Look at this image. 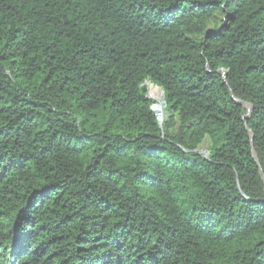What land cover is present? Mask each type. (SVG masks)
Masks as SVG:
<instances>
[{"label":"trees","instance_id":"trees-1","mask_svg":"<svg viewBox=\"0 0 264 264\" xmlns=\"http://www.w3.org/2000/svg\"><path fill=\"white\" fill-rule=\"evenodd\" d=\"M0 264H264V0H0Z\"/></svg>","mask_w":264,"mask_h":264},{"label":"water","instance_id":"water-1","mask_svg":"<svg viewBox=\"0 0 264 264\" xmlns=\"http://www.w3.org/2000/svg\"><path fill=\"white\" fill-rule=\"evenodd\" d=\"M221 73H222V75H224V78H225V80H226V75H225V73H224L223 71H221ZM156 88H158V87H156ZM158 89H160V88H158ZM160 90L163 92V96H162V98H161L160 103L162 104V106H163L164 108H166V99H165V96H164V91H163V89H160ZM148 97H149L150 100L155 101L150 95H149ZM238 104L244 106L246 109L249 110V112L252 111V108H251L249 105L244 104V103H242V102H238ZM153 111H154V113H155V114L157 115V117H158V121H159L160 127H162L164 117H160V116H159L157 110L155 109V106H153ZM164 116H165V113H164ZM252 141H253V137H252Z\"/></svg>","mask_w":264,"mask_h":264},{"label":"rangeland","instance_id":"rangeland-1","mask_svg":"<svg viewBox=\"0 0 264 264\" xmlns=\"http://www.w3.org/2000/svg\"><path fill=\"white\" fill-rule=\"evenodd\" d=\"M148 88V94L155 100V105H156V108L158 105H160L159 101H160V94L163 95V93H161V91L159 89H157L155 86L151 85V84H148L147 86ZM156 88V89H154ZM157 90L160 92L157 93ZM246 111H249L248 109H246ZM164 112H165V109H164ZM200 152L203 153V154H207L208 152V149H207V144H205L201 149H200Z\"/></svg>","mask_w":264,"mask_h":264},{"label":"bare ground","instance_id":"bare-ground-1","mask_svg":"<svg viewBox=\"0 0 264 264\" xmlns=\"http://www.w3.org/2000/svg\"><path fill=\"white\" fill-rule=\"evenodd\" d=\"M154 89H156V88H154ZM157 89H158V88H157ZM158 92H159V91L157 90V93H158ZM159 94H160V92H159ZM162 96H163V95L160 94V97H159V98H160V101H161ZM160 101H159V103H160ZM155 109L157 110V112H158V114H159L160 117H164V109H165V108L162 106L161 103H160V105L157 106V108H156V106H155Z\"/></svg>","mask_w":264,"mask_h":264}]
</instances>
